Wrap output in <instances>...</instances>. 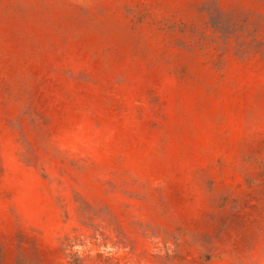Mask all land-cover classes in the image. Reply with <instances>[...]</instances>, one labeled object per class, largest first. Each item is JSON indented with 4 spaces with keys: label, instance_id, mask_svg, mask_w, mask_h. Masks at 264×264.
<instances>
[{
    "label": "rangeland",
    "instance_id": "374dc122",
    "mask_svg": "<svg viewBox=\"0 0 264 264\" xmlns=\"http://www.w3.org/2000/svg\"><path fill=\"white\" fill-rule=\"evenodd\" d=\"M0 264H264V0H0Z\"/></svg>",
    "mask_w": 264,
    "mask_h": 264
}]
</instances>
